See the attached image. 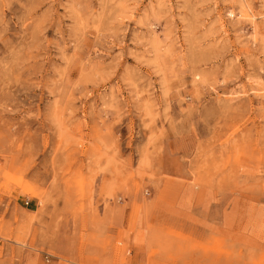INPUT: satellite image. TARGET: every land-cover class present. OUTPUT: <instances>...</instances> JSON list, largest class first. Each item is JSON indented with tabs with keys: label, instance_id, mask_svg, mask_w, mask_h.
<instances>
[{
	"label": "rangeland",
	"instance_id": "rangeland-1",
	"mask_svg": "<svg viewBox=\"0 0 264 264\" xmlns=\"http://www.w3.org/2000/svg\"><path fill=\"white\" fill-rule=\"evenodd\" d=\"M0 264H264V0H0Z\"/></svg>",
	"mask_w": 264,
	"mask_h": 264
}]
</instances>
